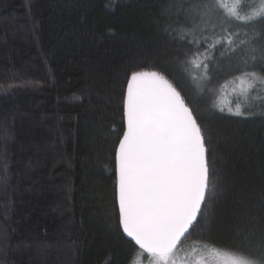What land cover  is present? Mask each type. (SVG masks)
<instances>
[{
	"label": "trees",
	"instance_id": "16d2710c",
	"mask_svg": "<svg viewBox=\"0 0 264 264\" xmlns=\"http://www.w3.org/2000/svg\"><path fill=\"white\" fill-rule=\"evenodd\" d=\"M243 1L242 15L259 3ZM214 4L0 0V264L149 261L123 236L116 203L138 70L173 84L207 147V199L177 256L207 244L264 260V86L231 104L243 115L218 106L243 73L264 76V20H227Z\"/></svg>",
	"mask_w": 264,
	"mask_h": 264
},
{
	"label": "snow or ice",
	"instance_id": "6c2138e0",
	"mask_svg": "<svg viewBox=\"0 0 264 264\" xmlns=\"http://www.w3.org/2000/svg\"><path fill=\"white\" fill-rule=\"evenodd\" d=\"M214 6L223 10L227 20H264V0L243 15L242 0H215ZM239 82L246 96L257 83L264 86V76L246 72ZM234 114H244L240 105ZM123 117L126 130L116 151L119 223L140 254H147L149 264H177L181 238L197 222L208 195L207 147L201 127L181 93L157 71L130 73ZM203 248L218 258V264H264L243 253L207 244ZM192 261L207 264L203 256Z\"/></svg>",
	"mask_w": 264,
	"mask_h": 264
},
{
	"label": "rangeland",
	"instance_id": "374dc122",
	"mask_svg": "<svg viewBox=\"0 0 264 264\" xmlns=\"http://www.w3.org/2000/svg\"><path fill=\"white\" fill-rule=\"evenodd\" d=\"M242 2H243V7H246L248 5V1L242 0ZM221 16H223V10H222ZM226 34H227L226 37H228V39L230 40V38H231L230 34L228 32ZM231 41H233V40H231ZM239 78H237V80L235 82H233L231 85L228 84V85L222 87L221 91H223V93L225 92V94H222V92H220V96L218 98V106L220 108L223 107L224 110H228V108L231 107L233 109V111H235L236 107H233L231 104L237 102V100L241 99V97H242V94L240 93ZM200 256L204 257L207 264H218V258L213 257V256L209 255L208 253L207 254L201 253L200 255H197L195 252L185 253L182 256L178 255L177 256V264H184L185 260H188V264H193L192 258L195 257L196 259H199ZM139 258L143 259V256L140 255ZM145 262H146L145 260H144V262H142V260H140V262L138 264H149V261H147L146 263Z\"/></svg>",
	"mask_w": 264,
	"mask_h": 264
},
{
	"label": "water",
	"instance_id": "95a60500",
	"mask_svg": "<svg viewBox=\"0 0 264 264\" xmlns=\"http://www.w3.org/2000/svg\"><path fill=\"white\" fill-rule=\"evenodd\" d=\"M126 95V89H125V94L124 96ZM126 130V122L124 120V131ZM123 137V135H122ZM121 137V139H122ZM118 146H119V143L117 145V148H116V151L118 149ZM115 164H116V154H115ZM116 203H117V208H118V214H119V202H118V188H117V172H116ZM120 225V223H119ZM120 229H121V232L123 234V236L128 240L130 241L138 250H139V247L137 245H135V242L130 238L128 237L124 232H123V228H122V225H120ZM187 235V233L185 234V236ZM184 237L181 238V240L183 239Z\"/></svg>",
	"mask_w": 264,
	"mask_h": 264
}]
</instances>
